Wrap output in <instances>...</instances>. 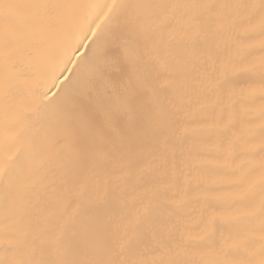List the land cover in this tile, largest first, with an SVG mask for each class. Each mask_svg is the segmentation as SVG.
Here are the masks:
<instances>
[{"label": "snow or ice", "instance_id": "obj_1", "mask_svg": "<svg viewBox=\"0 0 264 264\" xmlns=\"http://www.w3.org/2000/svg\"><path fill=\"white\" fill-rule=\"evenodd\" d=\"M0 264H264V0H0Z\"/></svg>", "mask_w": 264, "mask_h": 264}]
</instances>
